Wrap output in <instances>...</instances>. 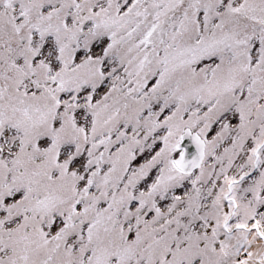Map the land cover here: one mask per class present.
Here are the masks:
<instances>
[{"label":"snow or ice","instance_id":"6c2138e0","mask_svg":"<svg viewBox=\"0 0 264 264\" xmlns=\"http://www.w3.org/2000/svg\"><path fill=\"white\" fill-rule=\"evenodd\" d=\"M0 264H264V0H0Z\"/></svg>","mask_w":264,"mask_h":264}]
</instances>
